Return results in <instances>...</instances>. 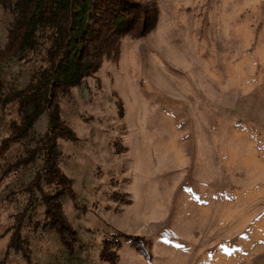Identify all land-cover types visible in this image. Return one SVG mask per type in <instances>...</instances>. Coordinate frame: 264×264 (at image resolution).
Masks as SVG:
<instances>
[{"label":"rangeland","instance_id":"374dc122","mask_svg":"<svg viewBox=\"0 0 264 264\" xmlns=\"http://www.w3.org/2000/svg\"><path fill=\"white\" fill-rule=\"evenodd\" d=\"M126 1L143 13L135 33L60 102L75 240L30 225L15 242L13 174L0 264H264V0ZM9 22L0 8L1 50ZM5 61L2 80L24 85L32 65ZM3 106L0 153L17 117Z\"/></svg>","mask_w":264,"mask_h":264},{"label":"trees","instance_id":"16d2710c","mask_svg":"<svg viewBox=\"0 0 264 264\" xmlns=\"http://www.w3.org/2000/svg\"><path fill=\"white\" fill-rule=\"evenodd\" d=\"M0 8L10 16L0 63L7 59L8 66L18 60L33 67L22 86L4 82V68L0 70L1 109L17 104V117L4 124L8 136L1 143L0 181L13 174L25 178L7 196L25 195L24 209L16 217L15 242L25 240L22 227L41 225L69 246L76 234L63 203L73 192L71 180L60 168L59 142L76 138L62 118L61 98L93 76L121 38L135 33L143 13L139 16L126 0H0Z\"/></svg>","mask_w":264,"mask_h":264}]
</instances>
